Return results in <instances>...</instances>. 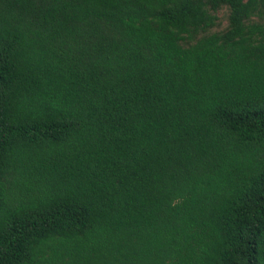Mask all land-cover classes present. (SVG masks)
<instances>
[{
    "label": "trees",
    "instance_id": "trees-1",
    "mask_svg": "<svg viewBox=\"0 0 264 264\" xmlns=\"http://www.w3.org/2000/svg\"><path fill=\"white\" fill-rule=\"evenodd\" d=\"M0 264H264V0H0Z\"/></svg>",
    "mask_w": 264,
    "mask_h": 264
},
{
    "label": "rangeland",
    "instance_id": "rangeland-1",
    "mask_svg": "<svg viewBox=\"0 0 264 264\" xmlns=\"http://www.w3.org/2000/svg\"><path fill=\"white\" fill-rule=\"evenodd\" d=\"M220 24L216 29H222L226 25V15L221 12L219 13Z\"/></svg>",
    "mask_w": 264,
    "mask_h": 264
}]
</instances>
